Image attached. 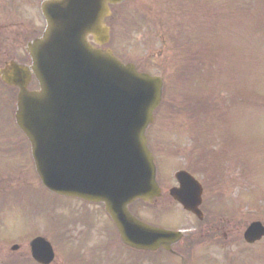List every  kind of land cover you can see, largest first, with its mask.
<instances>
[{"label": "rangeland", "instance_id": "1", "mask_svg": "<svg viewBox=\"0 0 264 264\" xmlns=\"http://www.w3.org/2000/svg\"><path fill=\"white\" fill-rule=\"evenodd\" d=\"M112 19L109 24L115 25V30L111 49L124 61L164 77L163 102L151 131V136L157 135L155 153L163 179L174 183L171 173L193 162L192 171L200 174V180L202 176L203 181L213 182L210 190L206 189V209L213 207L214 191L221 190L226 199L223 213L236 214L238 207L248 212L239 215L241 220L235 221L228 241L223 234L218 237V246L207 249L206 239H200V234L189 237L194 259L212 263L225 256L237 262L247 259L251 264H264V240L248 245L243 239L251 221L264 224V0H127L114 9ZM16 45L15 51L20 52L21 41ZM14 95L16 91L0 84L1 104L14 108ZM2 127L0 124V133ZM0 139V162L8 165L3 172L20 169L24 160L33 163L26 140L21 144L29 157L23 159V151L11 146L15 138ZM32 169L25 167L21 173L10 175L35 187L39 181ZM227 202L235 209H227ZM54 206L50 219H34V225L40 224L37 233L57 238L54 240L60 249L56 247L62 254L57 255L55 264H73L76 246L81 253L99 254L98 261L132 263L127 251L119 249V242L109 233L110 222L100 209L91 207V221L74 222V215L80 213L78 203L59 202ZM29 208L26 218L20 215L22 207L0 217V242L8 240L1 242L0 264H34L24 249L31 239V233H23L29 225ZM134 210L145 221L173 230L194 232L198 225L203 227L174 203L166 213L163 208L155 212L144 204ZM59 218L68 222L61 228L60 238ZM51 220L55 221V232ZM18 240L21 249L11 251Z\"/></svg>", "mask_w": 264, "mask_h": 264}, {"label": "water", "instance_id": "2", "mask_svg": "<svg viewBox=\"0 0 264 264\" xmlns=\"http://www.w3.org/2000/svg\"><path fill=\"white\" fill-rule=\"evenodd\" d=\"M122 1L61 0L46 9L48 33L31 50L42 91L29 93L26 83H19L17 122L32 142L45 185H54L57 192L66 186L87 200L103 201L128 245L171 244L175 235L136 221L126 209L138 197L159 195L144 133L160 104L163 82L122 65L111 51L96 49L89 40L92 36L97 45L109 41L104 22L109 5ZM129 143L138 149L137 155L128 153ZM102 146L120 148L121 157L112 160L105 151V163L91 162L92 149ZM184 182L189 186L187 178ZM200 194L195 190L181 200L195 211ZM255 230L258 236L264 234L260 226Z\"/></svg>", "mask_w": 264, "mask_h": 264}, {"label": "flooded vegetation", "instance_id": "3", "mask_svg": "<svg viewBox=\"0 0 264 264\" xmlns=\"http://www.w3.org/2000/svg\"><path fill=\"white\" fill-rule=\"evenodd\" d=\"M33 0H0V55H9L8 50V44L11 42L13 39V36L16 38L20 37L21 30L20 27L21 25L25 24V21H22V18L26 19V8L29 4H31ZM25 31L27 33H30L32 29L30 28H25ZM38 33V30L35 29V34ZM25 38H30L28 35ZM35 38V37H33ZM31 38V39H33ZM30 39V40H31ZM29 41V40H28ZM6 63V62H5ZM4 63V65H5ZM4 67L0 63V70L1 68ZM36 85L34 82L30 84V89H35ZM213 229L222 234H226V227L222 226L220 222L213 221L212 223ZM227 237V234H226ZM190 245L188 244H179L174 247L173 252L174 257H177L180 259L178 261L180 264H251L249 261H234L229 258H222L221 260L215 262L213 261L212 263H202L198 262L197 260L193 259L190 254L192 250H189ZM162 255L163 253H166L167 255L171 254L163 249H161ZM164 259L162 261H166V256H163ZM191 257V258H190ZM188 258V259H187ZM98 257L96 258V261L99 262V264H103V261L100 260L98 261Z\"/></svg>", "mask_w": 264, "mask_h": 264}, {"label": "trees", "instance_id": "4", "mask_svg": "<svg viewBox=\"0 0 264 264\" xmlns=\"http://www.w3.org/2000/svg\"><path fill=\"white\" fill-rule=\"evenodd\" d=\"M205 111V110H204Z\"/></svg>", "mask_w": 264, "mask_h": 264}]
</instances>
